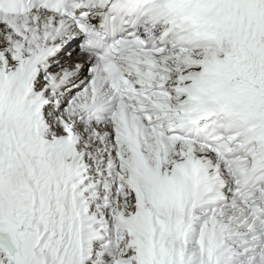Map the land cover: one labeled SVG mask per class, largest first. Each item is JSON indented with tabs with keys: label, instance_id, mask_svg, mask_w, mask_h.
Masks as SVG:
<instances>
[{
	"label": "snow or ice",
	"instance_id": "obj_1",
	"mask_svg": "<svg viewBox=\"0 0 264 264\" xmlns=\"http://www.w3.org/2000/svg\"><path fill=\"white\" fill-rule=\"evenodd\" d=\"M0 264H264V0H0Z\"/></svg>",
	"mask_w": 264,
	"mask_h": 264
}]
</instances>
